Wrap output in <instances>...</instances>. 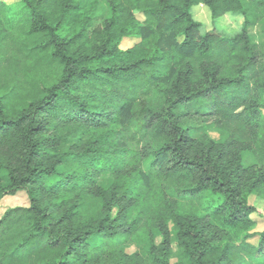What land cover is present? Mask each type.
<instances>
[{
    "label": "trees",
    "instance_id": "obj_1",
    "mask_svg": "<svg viewBox=\"0 0 264 264\" xmlns=\"http://www.w3.org/2000/svg\"><path fill=\"white\" fill-rule=\"evenodd\" d=\"M106 3L99 25L75 16L89 0H22L3 20L0 199L26 190L31 204L0 218V264H264L248 200L264 192V45L249 31L264 0ZM201 3L215 26L241 14L242 29L202 33L191 11ZM9 10L0 1V15ZM130 37L138 42L123 50ZM186 114L221 138L193 136ZM104 123H123L121 146L83 143ZM149 155L145 172L136 164ZM77 194L96 201L70 203ZM127 243L142 253H123Z\"/></svg>",
    "mask_w": 264,
    "mask_h": 264
},
{
    "label": "rangeland",
    "instance_id": "obj_2",
    "mask_svg": "<svg viewBox=\"0 0 264 264\" xmlns=\"http://www.w3.org/2000/svg\"><path fill=\"white\" fill-rule=\"evenodd\" d=\"M7 4V6L10 7V10L6 12L5 14L0 15V34H5V32L8 31V29L11 32V29L9 28L8 24L3 23V20L5 17H9L10 19L15 18L16 14H18L20 10V4L22 3V0H0ZM74 2H80L81 0H72ZM90 5L92 6L91 9H89L90 5H86L84 9H80L77 11L75 16L80 15V17L86 19L87 17H93V20L96 25H99L103 23L104 19H107L109 16V10H105L104 7L107 8L108 4L106 3V0H89ZM191 11L193 12V15L196 20L200 21L202 23L201 31L202 33H206L209 31H216L221 34L225 35H235L237 32H239L242 29L244 17L241 14L238 13H229L225 18V20H220L217 22L215 26V22L212 18L211 10L208 6L205 4H197L194 5L191 8ZM106 12V15H105ZM141 19L143 18L140 16ZM93 27H91V30ZM250 36L254 43L264 45V19L259 22L257 25L252 26L250 29ZM183 37H180L182 39ZM138 42L137 37H130L125 38L122 42L121 48L123 50H126V48L131 47L135 43ZM165 87V89L169 88V83L160 84L158 91ZM263 118H264V108L261 109ZM184 123L186 126H190L191 128V134L196 137H202L205 132L208 133L209 138L218 140L221 138V134L217 130H208L206 131V125H208L209 121H205L202 119L195 118L191 114H186L183 118ZM211 123V120H210ZM89 126L86 128V130L83 132V143H87L90 140L91 141H99L104 140L106 143H112L113 148L116 146H121L119 143L120 141L123 142L124 140L121 138V136L118 134V131L121 130L123 127V123L113 124L109 125L108 123L102 124V126ZM82 143V144H83ZM126 143V142H125ZM143 142L140 144H137L136 146L141 148ZM128 147V144L125 145ZM155 160V157L152 155H149L148 157L143 158L142 162L140 164H136V166L142 168L145 172L149 171L152 167V164ZM99 171V170H98ZM4 175V182L8 183L7 178V172H3ZM97 181L98 184H100L103 187L110 186L113 181L114 177L108 173L105 170L99 171V174H97ZM90 188V187H89ZM87 190V189H86ZM91 189H89L87 192L80 193L79 195H84L88 192H90ZM145 190V189H144ZM61 195H59L60 198ZM79 199V203L82 204V207L86 205V208H90L93 205V202L96 201L93 196L91 197H84L83 199L77 195H73L69 197V202L73 203L75 200ZM249 203L254 206V211L251 213L252 218L255 220V226L254 230L258 232L264 231V192L261 190L253 191L248 196ZM31 199L26 190H20L16 194L13 195H6L3 198L0 199V218L4 215V213L12 207H18V206H30ZM121 207H117L114 209V214H117L119 212V209ZM172 227V223H171ZM91 241L94 244H99L103 241V237L101 235L95 236L91 239ZM157 241H160V236H157ZM253 242H257V240H252ZM123 253L128 255H133L136 253H142L143 246L138 243H127L123 244L120 248ZM172 257L171 262L176 263L180 259V252L177 249L175 244H172Z\"/></svg>",
    "mask_w": 264,
    "mask_h": 264
}]
</instances>
